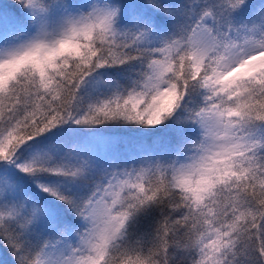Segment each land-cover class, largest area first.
<instances>
[{"label":"snow or ice","instance_id":"snow-or-ice-1","mask_svg":"<svg viewBox=\"0 0 264 264\" xmlns=\"http://www.w3.org/2000/svg\"><path fill=\"white\" fill-rule=\"evenodd\" d=\"M0 264H264V0H0Z\"/></svg>","mask_w":264,"mask_h":264},{"label":"trees","instance_id":"trees-1","mask_svg":"<svg viewBox=\"0 0 264 264\" xmlns=\"http://www.w3.org/2000/svg\"><path fill=\"white\" fill-rule=\"evenodd\" d=\"M7 2H11V0H7Z\"/></svg>","mask_w":264,"mask_h":264}]
</instances>
